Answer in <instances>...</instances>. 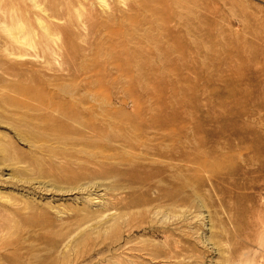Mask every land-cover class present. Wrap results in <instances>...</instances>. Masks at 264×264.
<instances>
[{
  "label": "rangeland",
  "instance_id": "1",
  "mask_svg": "<svg viewBox=\"0 0 264 264\" xmlns=\"http://www.w3.org/2000/svg\"><path fill=\"white\" fill-rule=\"evenodd\" d=\"M0 264H264V0H0Z\"/></svg>",
  "mask_w": 264,
  "mask_h": 264
},
{
  "label": "bare ground",
  "instance_id": "2",
  "mask_svg": "<svg viewBox=\"0 0 264 264\" xmlns=\"http://www.w3.org/2000/svg\"><path fill=\"white\" fill-rule=\"evenodd\" d=\"M21 26V25H20ZM22 27V26H21Z\"/></svg>",
  "mask_w": 264,
  "mask_h": 264
}]
</instances>
